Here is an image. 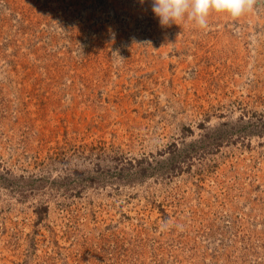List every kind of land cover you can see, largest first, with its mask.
<instances>
[{"label":"rangeland","instance_id":"obj_1","mask_svg":"<svg viewBox=\"0 0 264 264\" xmlns=\"http://www.w3.org/2000/svg\"><path fill=\"white\" fill-rule=\"evenodd\" d=\"M151 8L0 0V264H264V0Z\"/></svg>","mask_w":264,"mask_h":264},{"label":"clouds","instance_id":"obj_2","mask_svg":"<svg viewBox=\"0 0 264 264\" xmlns=\"http://www.w3.org/2000/svg\"><path fill=\"white\" fill-rule=\"evenodd\" d=\"M152 12L161 26L190 20L200 28H207L212 13L237 19L250 7V0H151Z\"/></svg>","mask_w":264,"mask_h":264}]
</instances>
